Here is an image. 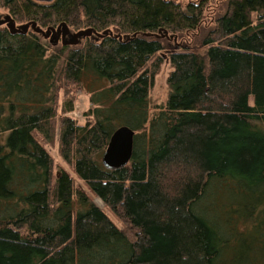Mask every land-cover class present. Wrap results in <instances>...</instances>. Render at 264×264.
I'll return each instance as SVG.
<instances>
[{"label": "trees", "instance_id": "obj_1", "mask_svg": "<svg viewBox=\"0 0 264 264\" xmlns=\"http://www.w3.org/2000/svg\"><path fill=\"white\" fill-rule=\"evenodd\" d=\"M0 3V264H264V0L205 29L203 2ZM76 87L84 123L58 117ZM120 126L132 157L109 169Z\"/></svg>", "mask_w": 264, "mask_h": 264}, {"label": "rangeland", "instance_id": "obj_2", "mask_svg": "<svg viewBox=\"0 0 264 264\" xmlns=\"http://www.w3.org/2000/svg\"><path fill=\"white\" fill-rule=\"evenodd\" d=\"M175 1L181 3L183 6L186 5L188 2H195V3L203 2L204 19L202 21V27L204 29L213 27L214 18L222 14L226 8V0H175ZM7 18H8V11L4 7H2L0 3V20L6 21ZM201 31L202 29L197 31V34H198L197 36L201 34ZM43 36H41L42 40L46 41L47 43L56 42L58 43V45L61 44V41L59 38L56 39L54 38V36L50 34H47V35L44 34ZM157 36H159L160 38H167V41L172 46H175L176 43L180 42V38H177L176 40L173 38L172 35H170L169 33L165 31H160L157 34ZM188 40H191V39L188 37ZM162 54L166 55V52H162ZM170 71H171V66L168 61H165L161 65L159 72L156 74L155 79H154V84L151 88V93H150L151 108H156L157 105H161L166 101L167 96L169 94V88L167 85V77ZM72 93L74 95L73 98L70 95L67 96V93H61L58 117H61L63 114H67L77 119L79 123H84L85 121L84 112L88 110V108L91 106L89 95L86 94L79 87L74 88ZM67 100L73 105V110L70 112H66L65 110V101ZM48 150L53 156L55 163H57L60 167L70 170V168H68V166L63 161L59 153L58 141H56L54 145L48 146ZM76 183L78 184L80 182L76 179Z\"/></svg>", "mask_w": 264, "mask_h": 264}, {"label": "water", "instance_id": "obj_3", "mask_svg": "<svg viewBox=\"0 0 264 264\" xmlns=\"http://www.w3.org/2000/svg\"><path fill=\"white\" fill-rule=\"evenodd\" d=\"M41 1L51 2L53 0ZM8 20L9 18H7L6 21ZM8 26L10 28H14L15 24L9 23ZM27 26L28 25H24L22 28H26ZM65 34L66 32L63 33V38ZM73 37L76 38L77 34H75ZM134 135L135 132L128 126L118 127L110 136L107 147L102 154V164L109 169H118L127 165L133 153Z\"/></svg>", "mask_w": 264, "mask_h": 264}, {"label": "flooded vegetation", "instance_id": "obj_4", "mask_svg": "<svg viewBox=\"0 0 264 264\" xmlns=\"http://www.w3.org/2000/svg\"><path fill=\"white\" fill-rule=\"evenodd\" d=\"M59 37L63 38V34L62 33H59V35L57 36V38H59Z\"/></svg>", "mask_w": 264, "mask_h": 264}]
</instances>
